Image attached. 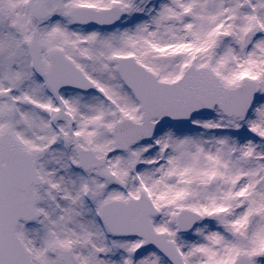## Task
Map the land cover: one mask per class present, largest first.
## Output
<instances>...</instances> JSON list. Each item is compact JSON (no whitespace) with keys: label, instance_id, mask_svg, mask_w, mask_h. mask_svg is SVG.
I'll return each instance as SVG.
<instances>
[{"label":"snow or ice","instance_id":"obj_1","mask_svg":"<svg viewBox=\"0 0 264 264\" xmlns=\"http://www.w3.org/2000/svg\"><path fill=\"white\" fill-rule=\"evenodd\" d=\"M0 264H264V0H0Z\"/></svg>","mask_w":264,"mask_h":264}]
</instances>
